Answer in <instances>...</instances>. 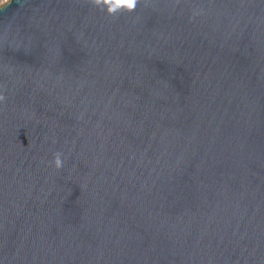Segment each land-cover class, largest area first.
<instances>
[{"label": "water", "instance_id": "95a60500", "mask_svg": "<svg viewBox=\"0 0 264 264\" xmlns=\"http://www.w3.org/2000/svg\"><path fill=\"white\" fill-rule=\"evenodd\" d=\"M0 91V264H264V0H9Z\"/></svg>", "mask_w": 264, "mask_h": 264}, {"label": "clouds", "instance_id": "9594fccd", "mask_svg": "<svg viewBox=\"0 0 264 264\" xmlns=\"http://www.w3.org/2000/svg\"><path fill=\"white\" fill-rule=\"evenodd\" d=\"M6 2V0H3ZM88 4L93 6L94 8L105 13L106 17H110L112 19L118 18L120 15L125 13H133L138 5L145 0H86ZM180 0H176V3H179ZM201 12L199 10L193 9L191 18H195L200 15ZM6 100V96L3 91H0V103H4ZM62 153L57 151L53 154V159L51 164L54 166L56 170H59L63 167Z\"/></svg>", "mask_w": 264, "mask_h": 264}, {"label": "built area", "instance_id": "2783aa9c", "mask_svg": "<svg viewBox=\"0 0 264 264\" xmlns=\"http://www.w3.org/2000/svg\"><path fill=\"white\" fill-rule=\"evenodd\" d=\"M8 1H9V0H6V2H8ZM6 2H3L1 5L5 4ZM1 5H0V6H1Z\"/></svg>", "mask_w": 264, "mask_h": 264}, {"label": "rangeland", "instance_id": "374dc122", "mask_svg": "<svg viewBox=\"0 0 264 264\" xmlns=\"http://www.w3.org/2000/svg\"><path fill=\"white\" fill-rule=\"evenodd\" d=\"M3 3V0H0V5Z\"/></svg>", "mask_w": 264, "mask_h": 264}]
</instances>
